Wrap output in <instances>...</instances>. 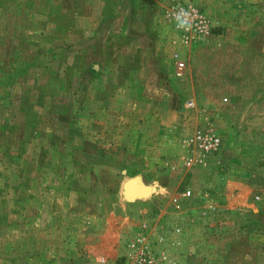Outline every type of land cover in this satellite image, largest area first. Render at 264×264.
Masks as SVG:
<instances>
[{"label": "rangeland", "instance_id": "374dc122", "mask_svg": "<svg viewBox=\"0 0 264 264\" xmlns=\"http://www.w3.org/2000/svg\"><path fill=\"white\" fill-rule=\"evenodd\" d=\"M95 243L99 264H264V0H0V264Z\"/></svg>", "mask_w": 264, "mask_h": 264}, {"label": "built area", "instance_id": "2783aa9c", "mask_svg": "<svg viewBox=\"0 0 264 264\" xmlns=\"http://www.w3.org/2000/svg\"><path fill=\"white\" fill-rule=\"evenodd\" d=\"M187 23L186 21H183ZM182 67V63H179ZM191 144L201 156L216 153L222 145L221 139L217 134L211 132H197L192 138L189 139L188 145ZM187 165L191 162L187 159ZM190 194V191L187 192Z\"/></svg>", "mask_w": 264, "mask_h": 264}, {"label": "crops", "instance_id": "0c3cea01", "mask_svg": "<svg viewBox=\"0 0 264 264\" xmlns=\"http://www.w3.org/2000/svg\"><path fill=\"white\" fill-rule=\"evenodd\" d=\"M63 232V227H57V225H51V227L49 229H47V231L49 233L55 234L57 231ZM100 239V238H99ZM63 240L58 241L57 243H55L54 245V250L57 251V254H60L59 252L61 250L66 249V246H62L63 245ZM99 243H95V245H84L83 247H78L77 249H80L79 251L81 252V250L84 251V257L85 260L83 261V263L81 262H76V264H84L86 262H91L92 264H99L98 259L101 258H106V255H104V253H101V246L98 245ZM48 247V246H47ZM57 248V249H56ZM56 254V255H57ZM80 254V253H79Z\"/></svg>", "mask_w": 264, "mask_h": 264}, {"label": "water", "instance_id": "95a60500", "mask_svg": "<svg viewBox=\"0 0 264 264\" xmlns=\"http://www.w3.org/2000/svg\"><path fill=\"white\" fill-rule=\"evenodd\" d=\"M149 192L150 185L146 184L140 176L127 178L121 186V193L128 200L144 198Z\"/></svg>", "mask_w": 264, "mask_h": 264}]
</instances>
